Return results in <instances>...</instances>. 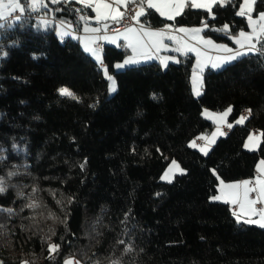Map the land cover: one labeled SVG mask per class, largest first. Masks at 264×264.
<instances>
[{
  "label": "trees",
  "instance_id": "1",
  "mask_svg": "<svg viewBox=\"0 0 264 264\" xmlns=\"http://www.w3.org/2000/svg\"><path fill=\"white\" fill-rule=\"evenodd\" d=\"M241 3L215 6L212 14L186 8L173 22L206 24V36L233 45L232 36L248 27L236 14ZM45 4L0 27V153L27 164L0 162L7 189L0 208L14 212H0V261L264 264V227L238 222L228 203L212 199L220 180L253 178L264 160V137L258 149L244 147L252 131L264 133V55L251 52L207 70L195 95L194 54L165 69L156 61L122 69L116 65L131 50L105 45L117 85L110 95L100 64L55 29L59 21L80 32L93 10L74 0ZM146 12V25L169 21ZM261 12L264 0H256L253 15ZM224 24L229 31H217ZM62 87L77 99L61 95ZM229 108L233 126L207 155L190 146L214 129L206 109ZM243 110L251 116L237 123ZM173 159L184 172L161 181L158 168ZM33 201L40 207H26ZM49 244L60 245L52 258Z\"/></svg>",
  "mask_w": 264,
  "mask_h": 264
},
{
  "label": "snow or ice",
  "instance_id": "2",
  "mask_svg": "<svg viewBox=\"0 0 264 264\" xmlns=\"http://www.w3.org/2000/svg\"><path fill=\"white\" fill-rule=\"evenodd\" d=\"M80 3L85 5L86 7H91L92 4H95V7L93 10L96 12V16L94 17L97 21H107L111 20L114 23H120L124 16L125 12H121L119 10V6L123 5L125 9L127 10V5L129 3H133L137 6L138 10L135 12V15L131 16L132 20H135L137 23H139V18L141 16H144L147 14L146 9H155L157 12L160 13L161 16H167L168 19H175L176 16L182 15L185 8H196V9H205L209 14L213 13V6H226L231 3V0H111V2H108V0H79ZM256 0H242V3L239 6V11L236 13L239 16H247L249 21V27L251 28V32H244L241 31L238 36L232 37L233 40L237 45H239V49H236L233 52V49L228 48L226 45H214L211 40H204L202 37H199L202 43L206 45H211L218 50H222L224 52L230 53L229 55L223 56L218 58V63H212V68H221L225 64H228L234 60L239 59L242 56L247 55L250 52H260V54L264 55V13H259L256 18H253L251 15V12L253 11V5L255 4ZM51 3L58 4L61 3V0H51ZM116 6L113 8V6ZM41 7H47L45 4V0H0V20H8L10 16H12L13 13L19 12L20 14H24L26 11H38ZM103 10H111L108 12H103ZM59 10V9H57ZM115 12V14H112V12ZM24 17L22 15H16L15 20L20 21ZM81 19H86L85 17H81ZM0 27H3V24H0ZM109 25L107 23L103 24V28L107 30ZM170 27V26H166ZM204 27H207L205 24ZM84 31L86 32H92V33H98L101 31L100 28H93V27H85ZM119 33V30H116ZM177 31L181 33H188L191 32L194 35V38L198 37V34L202 31L201 28H193V29H186V28H179ZM217 31H229V26L224 25L222 29H217ZM125 33H136V29L134 27H128L125 29ZM140 33L142 36H147L149 38L152 37H163L165 33L160 30H145L143 27L140 29ZM72 33L70 32H61L60 36L63 38L64 36H71ZM124 35V34H120ZM139 36V34H138ZM126 40H129V43L127 44V47L132 49L133 56L129 57L126 61H124L123 64L116 65L118 68H123L126 64H133L136 63L137 60L135 57L137 55H140L143 59L148 60L152 57L148 55L147 53H138L136 44L131 42L130 37L125 35L124 37ZM77 39H79L77 37ZM142 37L137 39V43L141 42ZM169 39H173V37H169ZM99 40H105L110 41L111 43L115 44L116 40L113 37H109L106 35L102 36H93L88 38V40L84 43V50L88 53H90L95 59L103 64L102 56H101V48L100 46L92 47L91 44L96 43V41ZM260 44V48L257 49L256 45ZM142 47H156L157 42L156 41H144L141 45ZM240 49H246L245 51H241ZM159 48H157V51ZM175 51L180 52L182 51L181 48H176ZM189 51H197V55L199 56V51L192 47L189 49ZM174 59L173 57H165L161 59V63H165L167 60ZM202 66L200 62L197 63V70H194L193 73V84H194V92L196 95H200L199 88L196 87V83L199 80L202 84V79L200 78V72L202 71ZM104 74L107 77L109 81H111L109 86V91L114 92L116 91V85L115 81L112 79L110 75H108V69L105 67L103 68ZM59 92L61 95L68 96L72 99H77L75 94L70 91L67 88H61L59 89ZM251 110H249L250 113ZM231 112V108L226 110L224 113L218 114L221 119L226 117L228 113ZM247 119V117H241L240 120L237 121V123H243V121ZM229 128H231L233 125L228 124ZM219 132V128L217 129ZM220 135H224L225 133L219 132ZM214 137L217 135V133L212 134ZM260 137H264V133L260 134ZM199 139H205L204 137H200ZM254 139V134H250L248 137L249 141H252ZM215 141L213 140L212 143ZM192 147H197L195 141L191 142ZM245 148H249L250 150H254V148L246 143L244 145ZM202 152L207 155V151L204 148L200 149ZM172 165L179 168V165L176 161H172ZM260 165H264V160L260 161V164L257 166L258 170H260ZM83 167V165H82ZM181 173H183V170L181 169ZM9 175H15V173H9ZM168 174L165 173L164 176L161 177V179H167ZM256 183L258 187H247L252 181L245 180L242 182H238L237 184H229L225 185L227 188L232 189H238L239 184L245 185L243 198L241 199L239 191H236L234 193H230V202L232 204H238L239 209L243 211L245 214L248 212H251L253 215H259L261 217V220H264V207L262 208H255L253 207L257 203H261L262 199L261 197L264 196V179H261L260 177L255 178ZM171 182V181H169ZM223 184V181H221ZM6 186L4 184V181L2 178H0V193L6 191ZM35 191V190H34ZM251 193H259L255 199H250ZM20 195H23L21 193ZM221 196H215L212 199L214 200H220ZM226 203L229 202V200L225 201ZM59 203V201H58ZM26 207L30 209L39 208L40 205L33 201L32 203H29L26 205ZM0 212H7L9 215L14 214L12 209H2L0 208ZM234 216H236L237 221L240 222V213L237 211H233L232 213ZM51 215V214H50ZM245 223H257L256 220H247L244 221ZM3 226L0 225V228ZM261 227H264V223H261ZM120 243H124V241H120ZM60 248L59 244H49V258H52V253L58 252ZM126 251H129L130 248H126ZM0 264H4L3 261H0ZM21 264H29L28 261H22ZM64 264H80V261H74L73 259L65 260ZM114 264H118V262H114Z\"/></svg>",
  "mask_w": 264,
  "mask_h": 264
},
{
  "label": "crops",
  "instance_id": "3",
  "mask_svg": "<svg viewBox=\"0 0 264 264\" xmlns=\"http://www.w3.org/2000/svg\"><path fill=\"white\" fill-rule=\"evenodd\" d=\"M61 1H70V0H61ZM74 1L79 2V0H74ZM22 2H23V0H22ZM108 2H111V0H108ZM131 4L132 3H129L127 5V7L129 5H131ZM254 5H253V8H254ZM94 7H95V4L93 3L90 8L93 10ZM115 7L116 6L114 5L113 8H115ZM214 7L215 6H213V8ZM119 10L121 12H124L125 7L123 5H121V6H119ZM153 10L156 11L155 9H153ZM108 11H111V10H103L102 9V13L103 12H108ZM146 11H147V9H146ZM238 11H239V9H238ZM93 13L94 14L92 16H88L87 17L86 22L83 25V29L80 32L75 31L71 27V25H69L67 23H64V22H59V21L56 23L55 29H56V31H57V33L59 35H60L61 32H70V33H72L71 37H73L74 39L78 40L80 45H81V47L83 49H84L85 41L88 40V38H90V37L102 36V35L113 37L116 40L115 44L111 43L110 41H105V40H99V41H96V43L91 44L92 47H97L99 42L103 43V46L100 47L101 48V56H102V60H103V64L102 65H101L100 62H98L95 59V57H93L90 53L87 52L88 54H90L100 64L101 68H105V67L107 68V66H106V64L104 62V58H103V48H104V46L105 45H110V46H114V47H119V46L125 45L127 47V44L129 43V40H126L124 38L125 35H127L128 37H130L131 42L136 44L138 53H141V52L147 53L152 58L148 59V60H145L140 55H137L135 57V59L137 60L136 63L126 64L124 67H129V66L139 65V64H143V63H147V62H151V61H156V62H158L161 65L162 68L165 69L166 67L169 66V64L178 62L180 55H184L186 53H192V54L195 55L194 70H197L198 61L200 62L201 66H202L203 70L200 72V78L202 79V84H203L204 74L206 73L207 70H209V69H220V68H212L211 64L212 63H218L219 62L218 58L226 56V55H229L230 53L224 52L222 50H218L217 48H215V47H213L211 45H206V44L202 43L201 40L199 39V37H202L204 40H211L214 45H226L228 48L233 49V52L236 49H239V45H237L235 43L233 38H232L233 45L228 44V43H223V42H217L214 39H212L211 37H208V36H206L204 34V29L206 27H204L203 25H193V26L177 25V24H175L173 22V20H175V19H171L170 20V19H168L167 16H162L164 19L169 20V21L165 25H163L161 27H152V26L146 25L141 20V17H142L141 16L139 18V23H137L135 21L136 23L134 25L130 26V27H134L136 29V33H125V29L126 28H124V29L119 30V33L116 31V32L109 33V34H107V33L101 34V32L104 29L103 28V24L104 23L108 24L109 22H113V21H111L110 19L107 20V21H97L94 18L96 16V12L94 10H93ZM157 13L160 15L159 12H157ZM261 13H264V12H261ZM16 14H20V13L19 12L13 13L12 16H14ZM112 14H115V12L113 11ZM20 15H22V14H20ZM251 15L253 16V18H256L258 16V15H253V11L251 12ZM12 16H10V17H12ZM245 17L247 19L248 27L246 29L240 30L237 34L233 35L232 37L238 36L241 31L251 32V28L249 27L248 18H247V16H245ZM4 21L5 20H0V24H3ZM224 25H227V24H224ZM166 26H170V27H166ZM85 27L100 28L101 31L98 32V33L86 32V31H84ZM141 27H143L145 30H153V31L160 30V31H163L165 33V35L163 37H152V38H149L147 36H142V34L140 33ZM179 28H186V29L201 28L202 31L198 34V37L194 38L193 33H191V32L181 33L179 31H177V29H179ZM120 34H124V35H120ZM138 34H139V36H138ZM66 37H68V36H64L63 38H66ZM77 37L79 39H77ZM140 37H142L141 42L137 43V39L140 38ZM169 37H173V39H169ZM144 41H156L157 42V46L156 47H147V48L142 47L141 45H142V43ZM192 47H195L199 51V53H200L199 56L197 55V51H189V49L192 48ZM256 47H257V49H259V44H257ZM157 48H159L158 51H157ZM176 48H181L182 51L177 52V51H175ZM129 49L131 50V54L128 55L124 59V61H126L129 57L133 56L132 49L131 48H129ZM240 50L241 51H245L246 49H240ZM165 57H173L174 59L167 60L166 64L165 63H161V59L165 58ZM124 61L118 63L117 65L123 64ZM225 65H227V64H225ZM224 66H222V67H224ZM194 70L192 72V87L193 88H194V84H193V73H194ZM202 84L200 83L199 80L196 83V87L199 88L200 94L203 91ZM193 92H194V90H193ZM194 94H195V92H194ZM225 111H222V112H208V113H205V111H204V116L207 119H209L210 121L214 122V129L212 130V132L210 134L201 136V137H204L205 139H200L202 141V144H199V145L197 144V147L204 148L207 152H209V150L212 148V146L216 143V141L220 137H222V136L226 135L227 133H229V131L231 130L232 127L229 128L227 125L231 124L230 120H229V116H230L231 112H229L228 115L226 117H224L223 119H221L219 117V115H218V114L224 113ZM218 128H219V132H223L225 134L224 135H220L219 132L217 131ZM213 133H217V135L214 137L212 135ZM251 134H254V139L252 141H249L248 140L249 136H248L246 141H245V144L246 143L250 144L254 148V150H256V148H258L260 143H261L260 133L256 132V131H252ZM213 140L215 141L214 143H212ZM246 149L250 150L249 148H246ZM259 164H260V162L258 163V165ZM256 177H260L261 179H264V165H260V170H258V168H257L256 175L253 178L236 180V181H229V182L220 180L219 183H218V194L216 196L219 195V196L222 197L218 201L225 202L226 200H229V202H227V203L229 204L231 209L233 211H237V212L240 213V222H244V221H247V220H256V221H258L257 223H248V224H254V225L261 226V223H264V220H261V217L258 214L257 215H253L251 212H248L247 214H245L243 211H241L239 209V205L238 204H232L230 202L229 194L230 193H234L236 191H239L240 197L242 199L243 198V194H244V189H245L246 186L243 185V184H239L238 185V189H232V188L225 187V185L237 184L238 182H242V181H245V180L252 181V183L247 185V187H258V185L256 183V180H255ZM221 181H223V184L221 183ZM257 195H259V193H251L249 198L250 199H255L257 197ZM261 199H262V202L261 203H257L253 207H255L257 209L264 207V196H262Z\"/></svg>",
  "mask_w": 264,
  "mask_h": 264
},
{
  "label": "rangeland",
  "instance_id": "4",
  "mask_svg": "<svg viewBox=\"0 0 264 264\" xmlns=\"http://www.w3.org/2000/svg\"><path fill=\"white\" fill-rule=\"evenodd\" d=\"M13 19H15V17H10L8 18V20H5L3 22V24H6V25H9L13 22ZM0 37H1V33H0ZM4 57V53L0 51V61H1V58ZM129 68H132V66H129ZM123 69V68H122ZM124 69H127L124 67ZM109 75V74H108ZM110 76L112 77V79L115 81V85H116V79H115V76L114 75H111ZM111 83V81H109ZM62 88H66V87H62ZM61 89V88H60ZM68 89V88H67ZM116 89H117V85H116ZM110 92V91H109ZM116 91L114 92H110V95H113ZM68 97V96H67ZM208 112H214V111H211V110H208L206 109L205 110V113H208ZM261 140H262V137H260ZM198 149H201V147H198ZM258 149V148H256ZM208 153V152H207ZM176 161L177 164L179 165V168L175 167L174 165H172V161ZM172 161H170L164 168H158V178L161 180V181H165V182H169V181H173V179L175 178V176L177 174H181V169L183 170L184 172V169L182 168V166L179 164V162L175 159H173ZM261 161V160H260ZM0 162H4V163H10L12 165H14L16 168L18 169H24L27 164H16V163H11V160L9 159V154H8V151L4 150L3 153H0ZM167 172L168 174V178L167 179H161L162 176L165 175V173ZM73 259L75 261V259L73 257H68L66 258L65 260H68V259ZM65 262V261H64Z\"/></svg>",
  "mask_w": 264,
  "mask_h": 264
},
{
  "label": "built area",
  "instance_id": "5",
  "mask_svg": "<svg viewBox=\"0 0 264 264\" xmlns=\"http://www.w3.org/2000/svg\"><path fill=\"white\" fill-rule=\"evenodd\" d=\"M138 10L137 6L135 4H131L127 7V10L125 9L124 12L126 13L123 20L120 22V23H114V22H109L108 25V29L105 30L103 29V31L101 32V34L103 33H113V32H116V30H121V29H124V28H127V27H130L132 25H134L136 22L135 20H132L131 19V16L135 15V12ZM16 15H20V14H16ZM12 16L13 18L16 16ZM98 46L102 47L103 46V43L102 42H99L98 43ZM251 116V113H249L248 110H243L242 113H241V117H249ZM257 132V131H256ZM195 143L196 144H202V141L199 139V138H195L194 139Z\"/></svg>",
  "mask_w": 264,
  "mask_h": 264
}]
</instances>
